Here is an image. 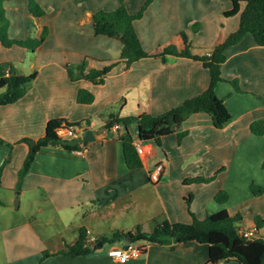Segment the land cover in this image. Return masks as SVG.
Segmentation results:
<instances>
[{"label":"crops","instance_id":"1","mask_svg":"<svg viewBox=\"0 0 264 264\" xmlns=\"http://www.w3.org/2000/svg\"><path fill=\"white\" fill-rule=\"evenodd\" d=\"M36 1L44 10L41 16L29 11L28 0L4 3L11 39H39L45 28L47 34L34 51L17 45L6 48L0 42V63H10L19 74L36 72L22 98L0 105V138L9 143L0 145V192L18 189L11 200L19 197L18 208L23 202L26 207L23 218L1 229L0 264H209L208 245L195 241L147 245L126 261L108 253L129 244L124 238L87 255L71 257L63 251L75 242L81 228L86 229L89 242L96 243L116 231L126 233L141 226L151 232L165 220L190 223L193 217L201 220L221 210L241 217L238 232L255 227V218L264 219V194L254 196L250 189L251 184L264 187V134L251 129L257 121L264 128V46L256 44L251 34L227 49L221 65L224 80L216 84L215 92L230 113L224 127H214L204 112L191 114L178 131L162 137L161 147L142 143L147 153L140 156L142 166L134 169L124 161V130H107L101 124L111 113L159 115L181 104L208 87V70L200 62L169 55L165 61L143 58L127 69L117 63L102 83L78 76L83 61H87L86 71L100 69L118 61L122 50L119 39L94 34L96 11H112L124 4L130 14H136L148 1L134 21L145 51L184 32L198 52H209L238 28V14L224 16L231 0ZM68 69L78 77L71 79ZM79 89L90 91L93 101L78 103ZM58 118L71 122L92 118L94 126L89 129L104 127L105 131L79 150L41 147L18 182L29 151L22 139L38 140L46 123ZM128 131L136 137L135 124ZM179 131H187L180 143ZM157 162L164 169L152 182L149 175ZM196 177L213 178L187 181ZM220 191L227 193L224 202L215 200ZM0 204L4 205L2 199ZM257 233L262 236L264 230Z\"/></svg>","mask_w":264,"mask_h":264},{"label":"trees","instance_id":"2","mask_svg":"<svg viewBox=\"0 0 264 264\" xmlns=\"http://www.w3.org/2000/svg\"><path fill=\"white\" fill-rule=\"evenodd\" d=\"M8 0H0V42L6 47L14 45L34 51L44 40L47 29L45 28L39 37L28 38L26 40H15L8 36V19L5 16L4 3ZM232 7L224 12V16L230 17L239 15L238 28L230 33L223 41L214 45L209 52H198L188 41L184 32L178 35L176 40L157 46L153 51L147 52L143 49L139 36L134 28V21L142 16L148 1L142 5L139 12L130 14L125 5L121 4L112 11L99 10L93 13V31L96 35H105L114 37L121 41L122 50L119 60L112 62L100 69L91 68L87 70V61L79 67L78 76H84L94 83H102L104 77L112 70L117 63H123L125 69L129 68L134 62L143 58H161L163 61L167 56L174 55L186 57L193 61L200 62L208 70L210 82L208 87L200 94L185 99L181 104L159 114L151 115L141 113L137 116L122 117L111 113L101 125L107 130L111 128H122L125 134L122 137L124 161L128 168L134 169L142 166L140 155L135 146V141L142 143L151 142L161 147L162 137L178 131L182 122L191 114L204 112L208 114L214 127L222 128L230 120L224 102L216 95L215 86L223 81L221 75V65L226 59V51L238 44L247 34H251L260 46H264V0H231ZM242 4L244 7L242 8ZM29 11L34 16H41L44 10L36 0H28ZM181 44V46L179 45ZM6 65L8 68H6ZM68 75L71 79L78 76L72 69H68ZM36 72L30 74H19L10 64L0 63V105H7L18 101L29 90ZM237 89L235 81H231ZM93 94L86 89H79L77 93V102L88 104L93 101ZM135 124L137 128L136 137L130 134L128 127ZM262 122H254L251 129L256 134H264V128H259ZM94 126L92 118H86L80 121L71 122L64 118L51 119L46 123L44 135L36 140L35 146H31L30 139L24 138L21 142L28 143L29 151L24 158L22 166L18 171V182L28 173L30 166L35 158L37 151L44 146H62L68 150H79L80 145L69 146L58 142L60 138L58 131L64 128L71 129L73 132L83 131ZM98 127V124L96 125ZM187 134V131L177 133L178 143ZM0 138V145H8ZM264 169V159L262 162ZM2 166L0 167V173ZM200 177L187 179V181L206 182L212 180ZM251 192L254 196L264 194V187L251 184ZM189 201V198L187 199ZM217 202L227 200V193L220 191L216 194ZM241 221L239 215L231 216L226 210L207 215L204 219L192 218L190 223L170 222L168 220L159 223L151 232L142 231L141 226H137L134 231L113 232L109 237H100L95 242H89L87 231L81 228L78 236L72 245H68L67 250L63 251L65 255L75 257L87 255L100 248L96 244L101 242L114 243L123 238L128 241L131 237V244L139 243L141 253L145 251L147 245H168L181 244L195 241L208 245V261L217 264L222 261L234 260L238 264H264V235L253 240H247L238 232L237 223ZM257 230H264V219L257 217L254 221ZM43 256H48L47 252Z\"/></svg>","mask_w":264,"mask_h":264},{"label":"built area","instance_id":"3","mask_svg":"<svg viewBox=\"0 0 264 264\" xmlns=\"http://www.w3.org/2000/svg\"><path fill=\"white\" fill-rule=\"evenodd\" d=\"M79 132H73L71 129H61L58 131V136L62 139L64 138H74L76 137ZM135 146H136V150L138 152V154L140 156H143L147 153V151L145 150L143 144L141 141L136 140L135 141ZM164 169V164L162 162H157L154 166L152 171L150 172L149 175V179L152 182H157L159 180L160 175L162 174ZM239 233L242 237H244L247 240H253L259 237V234L257 233V229L255 227L244 230L241 229L239 230ZM91 241H94L93 239ZM109 255L110 256H116L118 257L121 261H126L127 259H129L130 257H134L138 254L141 253V246L140 244H126L124 247L122 248H113L111 250H109Z\"/></svg>","mask_w":264,"mask_h":264},{"label":"rangeland","instance_id":"4","mask_svg":"<svg viewBox=\"0 0 264 264\" xmlns=\"http://www.w3.org/2000/svg\"><path fill=\"white\" fill-rule=\"evenodd\" d=\"M32 140V139H30ZM20 191L14 190L13 192H0V199H2V201L4 202V205L0 204V260H2L3 258V243H2V237H1V229L9 224H11L12 222L19 220L21 218H23V216L26 214V207L25 204L23 202L22 204V208L19 209V197L13 198V200H11L12 198V194L14 193H19ZM18 201V204H17ZM69 232L66 231V235H68ZM70 236V235H68ZM109 243H104L102 245L103 249H107L109 247ZM99 249V248H98Z\"/></svg>","mask_w":264,"mask_h":264},{"label":"water","instance_id":"5","mask_svg":"<svg viewBox=\"0 0 264 264\" xmlns=\"http://www.w3.org/2000/svg\"><path fill=\"white\" fill-rule=\"evenodd\" d=\"M104 131H105L104 127H101V128H98V129H94V130L93 129H86V130L81 131L76 137H74L72 139L59 138L58 142L62 143L64 145L76 146V145L82 144L85 141L86 142L94 141L96 139V137L98 135L104 133ZM29 143H30L31 146H35L36 141L35 140H30ZM17 204H18V201H17ZM130 242H131V237L129 236L127 243H130ZM101 245H102L101 242L97 243V246H101ZM209 264H212V263H209Z\"/></svg>","mask_w":264,"mask_h":264}]
</instances>
